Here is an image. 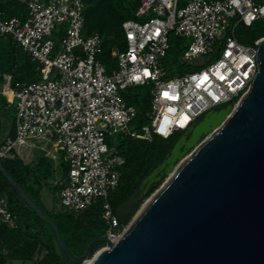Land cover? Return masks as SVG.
I'll list each match as a JSON object with an SVG mask.
<instances>
[{
  "label": "built area",
  "instance_id": "built-area-1",
  "mask_svg": "<svg viewBox=\"0 0 264 264\" xmlns=\"http://www.w3.org/2000/svg\"><path fill=\"white\" fill-rule=\"evenodd\" d=\"M138 1L135 16H151L122 22L125 48L111 49L116 68L109 73L97 57L100 34L86 33L82 0H28L24 19L0 8V36L37 62L39 74L28 82L15 80L10 72L0 75L6 108L17 99L13 134L11 130L0 144V161L23 160L21 148L37 147L56 167L57 153L63 151L66 172L52 181L61 208L77 213L103 201L104 237L111 242L122 229L107 197L118 185L124 158L105 143V135L167 138L209 110L235 107L256 76L257 43L264 37L244 45L235 35L239 24L264 25V0H186L182 6L178 0ZM171 33L188 42L179 44L176 69L167 77L164 60ZM203 56L211 59L205 66L179 68L178 62ZM142 85L151 86L145 113L149 123L131 130L137 110L127 104L123 91ZM0 224L18 227V216L3 194Z\"/></svg>",
  "mask_w": 264,
  "mask_h": 264
},
{
  "label": "water",
  "instance_id": "water-1",
  "mask_svg": "<svg viewBox=\"0 0 264 264\" xmlns=\"http://www.w3.org/2000/svg\"><path fill=\"white\" fill-rule=\"evenodd\" d=\"M257 73L237 105L209 110L176 141L169 154L143 180L148 187L159 170H173L114 242L87 264H264V37L257 43ZM6 131L0 144L12 130ZM202 135H207L198 144ZM197 144V145H196ZM185 145V149L180 148ZM10 186L53 229L58 248L71 264L87 259L65 249L55 224L8 176Z\"/></svg>",
  "mask_w": 264,
  "mask_h": 264
},
{
  "label": "trees",
  "instance_id": "trees-1",
  "mask_svg": "<svg viewBox=\"0 0 264 264\" xmlns=\"http://www.w3.org/2000/svg\"><path fill=\"white\" fill-rule=\"evenodd\" d=\"M27 1L0 0V8L8 16H17L24 19L27 15ZM82 1L85 4L86 33L98 32L100 34L102 44L97 57L104 67L111 71V62L114 60L110 55L111 49L113 47L121 50L125 48L121 24L126 19L137 18L135 12L139 1ZM185 2L186 0H178L177 5L182 6ZM256 22L258 21L245 26L248 28L245 37L249 41L264 36V34L256 33L258 31V23ZM169 44L167 55L177 57L179 53H175L171 49L170 35ZM36 67L37 62L26 52L13 44L9 38L0 36V75L10 72L15 80L33 81L39 78ZM146 87L145 85L130 87L123 92L127 104L134 106L137 110L136 117L132 122L135 128L149 123V119L145 116L146 111L150 108L149 94L148 92L143 93ZM0 106L6 108L5 103ZM0 115L11 121L1 108ZM13 122L14 120L12 126ZM176 133L167 138L154 134L150 141L128 135L119 137L116 150L124 158V163L119 167L118 185L107 197L112 213L118 220V229H122L128 223L144 197H147L158 186L154 182L144 197L139 188L142 179L169 154L179 134ZM0 164L7 175L15 180L36 206L55 224L66 251L72 257L82 256L88 247V258L105 245V240L101 238L104 236L106 229L102 219L103 201H96L85 210L77 213L62 208L52 209L49 212L41 206L39 197L41 189L44 186L51 188L54 192L58 189L57 186L52 184L56 168H59L60 174L66 172L67 164L62 156L59 165L56 167L52 159L45 156L42 151H38L32 161L28 163H25L18 156H14L13 158L1 160ZM136 192L139 198L131 204L128 212L123 215V203ZM1 194L6 196L10 208L17 214L18 227L10 229L4 224H0V264H6L7 262H17L19 264H71L58 248L52 227L26 204L0 173ZM14 196L20 198L24 204V206L19 204L18 199H16L15 203H17L19 210L15 208Z\"/></svg>",
  "mask_w": 264,
  "mask_h": 264
},
{
  "label": "rangeland",
  "instance_id": "rangeland-1",
  "mask_svg": "<svg viewBox=\"0 0 264 264\" xmlns=\"http://www.w3.org/2000/svg\"><path fill=\"white\" fill-rule=\"evenodd\" d=\"M149 16H151V14L149 13L148 15H147V17H149ZM147 17H142V18H137V20H143V19H146ZM256 23H258V31L256 32V33H258V34H264V25H263V23L262 22H260V21H258V22H256ZM248 32V28L247 27H245L244 25H242V24H239V25H237L236 26V32H235V35H236V38L238 39V41L240 42V43H242V44H244V45H250L251 44V41H249L246 37H245V34ZM170 37H171V43H172V50L175 52V53H180V50L178 51V45L180 44V43H184V45H186L187 44V42H188V39H186V38H182V37H179V36H176V35H174L173 33H171L170 34ZM170 55V54H169ZM169 55H167L166 57H165V62L167 63L166 64V69L168 70V75H167V77H171L173 74H174V70L176 69V66H175V58L172 56V57H169ZM174 55V54H173ZM171 58V60H169ZM211 59H208V57L207 56H203V57H199V59H194V60H191V61H189V62H187V63H180V62H178V64H180L179 65V67L182 69V70H184V71H187V70H192V69H194V68H201V67H203V66H205L209 61H210ZM170 61V62H169ZM114 68H116V60L114 59V60H112V62H111V69H114ZM106 71H107V73H109L110 72V70L108 69V68H106ZM145 86H147L146 88H145V91L143 92V93H145L146 94V92H148L149 91V89H150V85H145ZM124 92V91H123ZM149 100H150V98H149ZM3 103H5V105H6V102H5V99H4V97H2V96H0V105L1 104H3ZM16 104H17V99L15 98L14 100H13V102L11 103V104H9V106L7 107V108H2V106H0V108L1 109H3L4 110V112L9 116V118L11 119V122L14 120V116H15V106H16ZM227 104H225V105H220V106H218L216 109H219V108H221V107H224V106H226ZM204 115H202L201 117H200V119L203 117ZM6 126H7V123H6V119H5V117L4 116H1L0 115V135L2 136L3 134H4V132L6 131ZM135 127H134V125L133 124H130L129 125V129H134ZM4 131V132H3ZM180 132H182V131H180ZM180 132H177V133H180ZM176 133V134H177ZM12 134H13V132H11V134H10V136H12ZM0 136V137H1ZM123 136H126V135H123V134H114V135H109V134H106L105 135V143L107 144V145H109V146H114L115 148H116V145H117V141H118V139H119V137H123ZM207 137V135H202L201 136V138L198 140V142H197V144L200 142V141H202L204 138H206ZM196 144V145H197ZM46 148H50L51 146H50V143H47L46 144V146H45ZM193 148H194V146L193 147H191V148H188L187 149V151L183 154V156L181 157V158H176L175 159V161H174V167H173V170H174V168H175V166H177V164L181 161V159H183L184 157H186L187 155H189V153L193 150ZM38 151H40V149L39 148H37V147H34V148H29V149H27V148H21L20 149V153L22 154V157H23V161L25 162V163H28V162H30V161H32V159L34 158V156H35V154L38 152ZM58 155H60V156H62V154H63V151H60V152H58L57 153ZM57 155V162H56V164H57V166L59 165V163H60V159H59V156ZM173 170H171L170 172H168V173H164L162 176H160V178H159V180H157L156 181V183L158 184V186H159V184L162 182V181H164L167 177H169L170 176V174L172 173V171ZM58 176H60V170H59V168L57 167L56 168V172H55V174H54V176H53V179H55V178H57ZM157 186V187H158ZM145 196V194L143 195V197ZM39 197H40V201H41V206H42V208L46 211V210H48L49 212L52 210V209H61V206H60V202H59V198H58V195L51 189V188H49V187H47V186H44L42 189H41V191H40V194H39ZM148 198H149V195L147 196V197H144V199L142 200V202H141V204H140V206H139V208L135 211V213L131 216V218H130V220L128 221V223L122 228V231H123V229L124 228H127V226L130 224V222L132 221V219H133V217L136 215V213L140 210V208L142 207V204L143 203H145L147 200H148ZM16 199H18L17 201H18V203L19 204H21V205H23L24 206V204H23V202H22V200L20 199V198H18V197H16V196H14L13 197V202L15 203L16 202ZM16 204V205H15ZM14 205H15V208L17 209V210H19V207H18V205H17V203H15ZM43 212V211H42ZM122 231H121V233H122ZM95 253V252H94ZM93 253V254H94ZM92 256H90V257H88L87 258V260H89V258H91ZM86 260V261H87ZM6 264H19V263H17V262H13V263H10V262H7Z\"/></svg>",
  "mask_w": 264,
  "mask_h": 264
},
{
  "label": "flooded vegetation",
  "instance_id": "flooded-vegetation-1",
  "mask_svg": "<svg viewBox=\"0 0 264 264\" xmlns=\"http://www.w3.org/2000/svg\"><path fill=\"white\" fill-rule=\"evenodd\" d=\"M216 109H212V111H215ZM200 121V119L198 120V121H196L193 125H191L190 127H191V129L198 123ZM191 129H188L186 132H184V131H182V132H180L178 135H177V138H176V141H178L181 137H184V142H187L188 141V139L190 138V136H191ZM175 141V142H176ZM185 149V145H183L181 148H180V151H183ZM164 169L165 168H163L162 170H159L158 171V173L155 175V179L156 178H158V177H160V176H162L163 174H164ZM147 176V175H146ZM145 176V177H146ZM144 177V178H145ZM143 178V179H144ZM142 179V180H143ZM153 184V183H152ZM152 184H150L149 185V187L152 185ZM148 187V182H146V183H142L141 182V185H140V190H141V193L143 192V190H145L146 188ZM139 198V196H138V194H137V192L135 193V194H133V195H131L130 197H129V199H127L124 203H123V206H122V208H123V211H122V214L123 215H125L127 212H128V210L130 209V206H131V204H133V203H135L136 202V200Z\"/></svg>",
  "mask_w": 264,
  "mask_h": 264
},
{
  "label": "bare ground",
  "instance_id": "bare-ground-1",
  "mask_svg": "<svg viewBox=\"0 0 264 264\" xmlns=\"http://www.w3.org/2000/svg\"><path fill=\"white\" fill-rule=\"evenodd\" d=\"M170 175H171V174H170ZM86 260H87V259H86ZM86 260H85L82 264H87L89 260H87V261H86Z\"/></svg>",
  "mask_w": 264,
  "mask_h": 264
}]
</instances>
